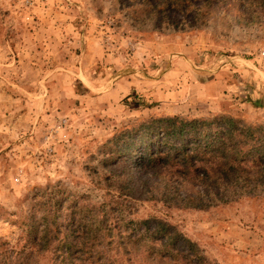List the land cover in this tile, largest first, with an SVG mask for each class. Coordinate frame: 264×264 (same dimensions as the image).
<instances>
[{"label": "rangeland", "instance_id": "rangeland-1", "mask_svg": "<svg viewBox=\"0 0 264 264\" xmlns=\"http://www.w3.org/2000/svg\"><path fill=\"white\" fill-rule=\"evenodd\" d=\"M165 1L158 22L141 0H0V264H95L102 207L129 245L114 264L147 256L124 224L150 218L213 264H264V189L181 207L106 162L156 118L264 125V0Z\"/></svg>", "mask_w": 264, "mask_h": 264}, {"label": "trees", "instance_id": "trees-1", "mask_svg": "<svg viewBox=\"0 0 264 264\" xmlns=\"http://www.w3.org/2000/svg\"><path fill=\"white\" fill-rule=\"evenodd\" d=\"M141 1L152 8L158 22L165 20L158 18L160 7L169 2ZM180 6H185V1H178L175 10L183 11ZM168 19L176 18L173 15ZM107 154L106 162L113 167L128 168L129 172L134 171L133 175L145 179L136 183L140 185L137 187H149L151 195L181 207L210 208L264 189V125L253 127L230 116L152 119L121 132L110 141ZM116 224H120L119 220L111 223L104 207L100 214L97 209L91 227H95V233L106 231L102 240L109 242L106 251L100 250L102 243L95 244L98 249L95 264H114L121 247L127 252L129 245L122 241L124 236L117 232ZM127 224L125 227L134 235L131 240L143 242L147 256L142 255L141 259L125 256L126 264H213L196 243L161 219ZM105 227L108 229L104 230ZM113 239L124 244H116ZM58 260L60 264H67L63 254Z\"/></svg>", "mask_w": 264, "mask_h": 264}]
</instances>
